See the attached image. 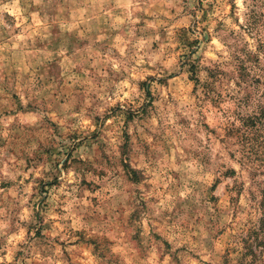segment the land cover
Segmentation results:
<instances>
[{
	"label": "rangeland",
	"instance_id": "374dc122",
	"mask_svg": "<svg viewBox=\"0 0 264 264\" xmlns=\"http://www.w3.org/2000/svg\"><path fill=\"white\" fill-rule=\"evenodd\" d=\"M253 6L0 0V264H264Z\"/></svg>",
	"mask_w": 264,
	"mask_h": 264
},
{
	"label": "trees",
	"instance_id": "16d2710c",
	"mask_svg": "<svg viewBox=\"0 0 264 264\" xmlns=\"http://www.w3.org/2000/svg\"><path fill=\"white\" fill-rule=\"evenodd\" d=\"M255 2H257V0H255ZM255 6V5H254ZM252 7L250 9V13H249V18H248V29L249 31H253L256 34H258V39H259V47L258 50L259 52L263 51L264 53V37L262 38V29H264V11L260 9H257L255 7ZM240 64H239V69L246 71L247 67L245 65V61H252L254 62L253 64L256 66H259V55H252L250 52H246L245 56L242 59H239ZM220 76V71H214L212 73V77L214 80H217ZM246 76V74H241V77L244 78ZM196 75L194 76V79H196ZM252 82L255 81V83L259 84L261 81L259 79V77H257L256 74H253L252 77ZM212 83H208V85L210 86ZM237 85L239 86V83L237 82ZM249 97L250 94L246 95V97H244V99L239 101V106L241 104L244 103H248L249 101ZM240 114V113H239ZM241 120L243 121L242 123V127H239L237 125H233L232 127H230V132H236L239 133L241 131V129H243L244 131H247V134L242 133L241 135V139L244 143L245 146H247V148L249 149L248 153H246L245 155L248 158H251L250 153L253 154H257L258 156L262 155L263 152L261 150V148L258 146V141L260 140V138H263L261 135L262 130L264 129H256V127H260L262 125H264V105L262 104H258V107L256 110H253L252 113L248 114L247 116H240ZM263 228H264V224H263ZM246 248H247V255H251L252 259L256 258V252L253 250V243L249 244L248 242L246 243ZM245 264H251V261L246 259V254H245Z\"/></svg>",
	"mask_w": 264,
	"mask_h": 264
}]
</instances>
